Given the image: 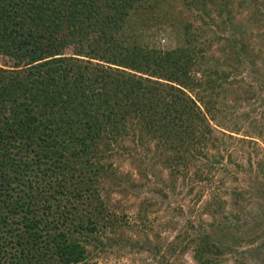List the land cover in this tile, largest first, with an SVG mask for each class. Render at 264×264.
<instances>
[{
  "label": "trees",
  "instance_id": "trees-1",
  "mask_svg": "<svg viewBox=\"0 0 264 264\" xmlns=\"http://www.w3.org/2000/svg\"><path fill=\"white\" fill-rule=\"evenodd\" d=\"M145 4L0 0V57L12 64L0 67V264H89L85 250L69 238L80 226L67 224L60 213L65 224L55 220L51 209L61 197L70 215L86 214L94 230L93 202L84 199L93 179L106 174L101 149L145 137L187 139L181 165L197 159V152L206 156L205 143L212 141L203 140L206 118L212 119L218 96L212 89L223 91L227 75L195 78L186 48L145 47L137 34L144 22L137 18L133 26L130 20ZM71 48L73 57L64 56ZM241 53L243 46L234 51L237 58ZM193 89L198 92L189 97L185 91ZM208 91L212 97L204 96ZM199 239L197 261L217 252L212 241Z\"/></svg>",
  "mask_w": 264,
  "mask_h": 264
},
{
  "label": "rangeland",
  "instance_id": "rangeland-1",
  "mask_svg": "<svg viewBox=\"0 0 264 264\" xmlns=\"http://www.w3.org/2000/svg\"><path fill=\"white\" fill-rule=\"evenodd\" d=\"M220 2L146 0L131 13L133 26L137 18L144 22L137 34L145 47L186 48L195 64L191 76L227 78L223 91L212 89L218 96L212 119L206 118L203 140H212L206 156L197 152L181 165L187 139L145 137L101 149L106 174L93 179L84 199L93 202V231L86 214L72 217L64 199L52 201L55 220L65 216L80 226L69 238L89 264H205L203 257L206 264H264V0H225L222 9ZM242 46L245 54L237 58ZM64 56L73 57V48ZM11 65L0 57V67ZM185 92L195 97L198 90ZM199 238L217 252L197 261Z\"/></svg>",
  "mask_w": 264,
  "mask_h": 264
}]
</instances>
